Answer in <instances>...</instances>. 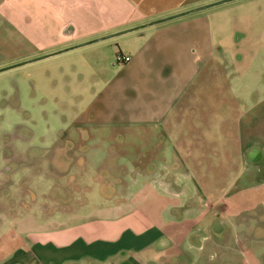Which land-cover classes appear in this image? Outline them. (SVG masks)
I'll return each mask as SVG.
<instances>
[{"label":"crops","instance_id":"crops-1","mask_svg":"<svg viewBox=\"0 0 264 264\" xmlns=\"http://www.w3.org/2000/svg\"><path fill=\"white\" fill-rule=\"evenodd\" d=\"M209 2L0 1V12L12 5L11 23H0V40L7 31L12 43L10 52L0 46V66L49 54L29 63L53 70V79L44 78L51 93L75 86L90 92L76 99L79 108L67 126L113 130L127 138L120 147L127 150L126 164L144 165L138 185L103 192L100 204L87 211L92 217L38 219L28 210L0 223V264H264L255 215L261 207L264 212V199L242 200L246 190L238 180L249 174L234 178L235 191L226 190L234 144L246 142V131L253 142L264 141V32L246 27L251 43L221 51L215 29L221 37L229 34L217 16L247 2L228 4L223 12L202 7ZM217 52L221 61H214ZM117 53L130 59L116 63ZM224 59L236 65V78L213 80ZM244 66L254 75L242 78ZM29 88L32 107L46 103L39 76ZM235 111L252 117L247 126H229ZM113 143L118 148L121 142ZM150 166L161 168L156 173ZM253 197L264 198V192Z\"/></svg>","mask_w":264,"mask_h":264},{"label":"rangeland","instance_id":"rangeland-1","mask_svg":"<svg viewBox=\"0 0 264 264\" xmlns=\"http://www.w3.org/2000/svg\"><path fill=\"white\" fill-rule=\"evenodd\" d=\"M216 1L219 0H212L209 4ZM245 1L247 3L240 10L223 12L228 4H243ZM211 8L223 12L217 18L219 22L222 21V33L229 34L227 37H221V32L215 29V32L220 34L214 32V43L216 48L221 47V51L234 44L251 43L252 37L244 36L243 30L246 27L264 32V0H231ZM4 10L0 12V23L5 22L7 25L12 20L11 3L4 5ZM239 12L242 13L241 18ZM7 34V31L4 32L0 46L10 52L12 43ZM219 52L214 55V61L224 58ZM233 53L236 54L235 51ZM16 63L18 62H4L0 68ZM222 63L223 66L217 63V68H214L213 80L236 78V65L230 59H224ZM34 64L26 63L0 72V223L11 221L14 215L28 210L34 211L38 219L61 220L74 215H79L78 218L92 217L95 214L87 211L100 204L104 193L108 195L111 188L122 192L132 189L135 183L138 185L135 180L139 173L144 171V165L126 164L127 150L120 147L127 138L120 135L116 137L113 130L96 126L85 127L77 123L67 126L79 108L76 99L79 100L81 95L88 99L90 92L84 94L79 91V86H75L72 91L63 87L69 92L68 98L64 90L51 93L52 84L44 78L53 79V70L36 69ZM213 66L215 67V64ZM244 69L245 66L240 75L242 78L254 75L244 73ZM47 72L50 76H46ZM36 76L41 78L38 93L48 105L40 101L33 107L30 104L29 82ZM47 87L49 88L46 90ZM53 88L60 89L58 86ZM73 104H78V107L72 108ZM42 109L45 111L42 112ZM234 113L227 121L229 126L236 130L238 126H247L248 120L252 119L238 116L243 112ZM231 135L240 137L238 133ZM245 135L244 144L241 141L237 145L234 144V162L228 166L229 180L226 190L235 191L237 178L241 177V174H249L241 181L238 180L239 188L244 187L246 190L242 193V200H263L264 198L253 197V194L264 192V141L253 142L252 132L248 134L246 131ZM263 136L264 133H260V137ZM113 142L121 143H117L118 148H115ZM252 157L256 160L248 162ZM154 167L158 173L161 166H150L149 169L153 170ZM114 178L116 181L112 180ZM96 192H101V196ZM262 208L255 215L260 218L257 220L262 224L256 229L260 228L259 233L264 236ZM80 211L85 213L77 214ZM245 219L249 218L246 216Z\"/></svg>","mask_w":264,"mask_h":264},{"label":"water","instance_id":"water-1","mask_svg":"<svg viewBox=\"0 0 264 264\" xmlns=\"http://www.w3.org/2000/svg\"><path fill=\"white\" fill-rule=\"evenodd\" d=\"M225 1H229V0H219V1H216V2H213V3H210V4H207L206 6H202V7H207V6L217 5V4L222 3V2H225ZM195 9H199V8H195ZM179 15H181V13H180V14H175V15H172V16H169V17H166V18H162V19L155 20V21H153V23H154V22H161V21H163V20L170 19V18H173V17H177V16H179ZM98 39H100V38H96V39H93V40H90V41L84 42L83 44H87V43H90V42H94V41H96V40H98ZM81 45H82V44H81ZM48 55H49V54H46V55H43V56H39V57H37V58H32V59H29V60H25V61L18 62V63H16V64H12V65H9V66H5V67L0 68V71H4V70L9 69V68H11V67H15V66L23 65V64L29 63V62H31V61H34V60H37V59H40V58L46 57V56H48Z\"/></svg>","mask_w":264,"mask_h":264},{"label":"built area","instance_id":"built-area-1","mask_svg":"<svg viewBox=\"0 0 264 264\" xmlns=\"http://www.w3.org/2000/svg\"><path fill=\"white\" fill-rule=\"evenodd\" d=\"M129 59H130L129 56H126V55H122V54H119V53H117L115 55V62L116 63L125 62V61H128Z\"/></svg>","mask_w":264,"mask_h":264}]
</instances>
